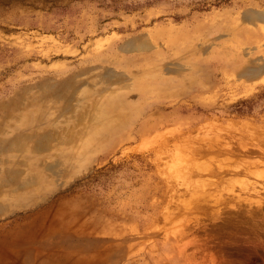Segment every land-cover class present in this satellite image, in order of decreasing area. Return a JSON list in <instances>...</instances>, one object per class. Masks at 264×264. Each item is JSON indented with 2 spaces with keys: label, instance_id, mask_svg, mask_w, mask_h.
<instances>
[{
  "label": "rangeland",
  "instance_id": "374dc122",
  "mask_svg": "<svg viewBox=\"0 0 264 264\" xmlns=\"http://www.w3.org/2000/svg\"><path fill=\"white\" fill-rule=\"evenodd\" d=\"M247 12L264 0H0V138H56L1 156L20 175L0 174V264L52 228L69 243L49 264H264V21Z\"/></svg>",
  "mask_w": 264,
  "mask_h": 264
},
{
  "label": "bare ground",
  "instance_id": "6f19581e",
  "mask_svg": "<svg viewBox=\"0 0 264 264\" xmlns=\"http://www.w3.org/2000/svg\"><path fill=\"white\" fill-rule=\"evenodd\" d=\"M253 11V10H251ZM260 11V10H259ZM244 19L248 20L250 22H254L256 20H260V21H264V13H259V12H247L245 14H243ZM259 22V21H257ZM261 22V23H262ZM253 24V23H252ZM254 25V24H253ZM138 42V41H137ZM185 42V41H184ZM139 44V43H138ZM147 44V43H146ZM126 47H133V43H126L125 45ZM262 61V60H261ZM264 63V60L262 61ZM263 65V64H262ZM184 67V66H183ZM261 70H263V67L261 68H250L249 70H247V74L249 75H254L258 72H260ZM106 73L103 74L104 78L106 81L111 80L113 77L116 76H121L123 77L125 74H116V72L110 70V69H105ZM246 73V72H245ZM178 74V73H176ZM69 78V77H68ZM117 78V77H116ZM124 78V77H123ZM130 80V79H129ZM69 82H71V80H66L63 81L61 80V82L57 81L54 83H49V84H44V88L47 90V92L49 93V95L53 96V99L58 100L60 97H62L63 93L61 90H63V88H65ZM72 83V82H71ZM43 86V85H42ZM125 86V85H124ZM71 87V85H70ZM44 89V90H45ZM69 89V88H67ZM77 90V89H75ZM65 92V91H63ZM45 93V92H44ZM44 95V94H43ZM50 96V97H51ZM48 97V95L46 96ZM45 97V98H46ZM64 97V96H63ZM25 99V98H24ZM21 100V101H20ZM22 98L19 99L18 101L14 102L13 106H17L19 107V104L22 103ZM61 100V99H60ZM67 100V99H66ZM53 102V101H52ZM63 102V100H62ZM75 102V101H74ZM99 102V101H98ZM54 103V102H53ZM95 103V102H94ZM10 102L8 103L9 106ZM38 107L42 110L44 109H48L47 106L44 103H37ZM63 104V103H62ZM67 106V103H65ZM64 104V105H65ZM72 105V104H71ZM6 106V105H4ZM12 106V107H13ZM16 106V107H17ZM70 106V105H69ZM96 106V105H95ZM1 107V106H0ZM3 107V106H2ZM64 107V106H63ZM68 107V106H67ZM54 108V107H53ZM96 108V107H95ZM64 109V108H62ZM94 109V107H93ZM59 110V107H58ZM57 111V110H55ZM60 111V110H59ZM62 111V110H61ZM93 111V110H92ZM60 114V113H59ZM89 115V114H88ZM20 118V117H19ZM57 118V117H56ZM81 118V117H80ZM39 120L41 118H35V120ZM72 127V126H71ZM31 129V128H30ZM45 128H39V131L37 132H33V134L31 133H24L23 131H18L11 139H3L0 138V164H5V163H9V161L11 160H7L4 158H1L2 155L7 154V152H12V151H21L22 152V148L24 146H29L32 148L33 152H44L46 150H48L49 146H50V141H53L55 139H53V136L50 132H47L46 130H44ZM50 129V128H49ZM27 130V129H26ZM5 131L4 129L0 128V134H3ZM55 133V132H54ZM53 139V140H52ZM59 139V138H58ZM66 140V139H65ZM71 142V141H70ZM58 143V142H57ZM208 147V146H207ZM24 151V150H23ZM23 161V160H21ZM22 163V162H21ZM42 163V162H41ZM192 163V162H191ZM202 163V162H201ZM24 164V162H23ZM58 165V164H56ZM196 165V163H195ZM200 168V167H199ZM46 169L48 171H50L52 174H57L56 171H54L55 169V165L52 166H48L46 167ZM2 171L4 172V174L6 175L5 178L9 179L11 181H15L17 179V177H19L20 171H12L10 169H6V170H2L0 168V174L2 173ZM58 171V170H57ZM197 176V175H196ZM217 176V175H216ZM4 178V179H5ZM29 179V178H28ZM200 179V178H199ZM195 180V179H194ZM4 181V180H3ZM19 181V180H18ZM237 181V180H236ZM9 182V181H8ZM17 182V181H16ZM28 182V181H27ZM31 182V181H30ZM234 182V181H233ZM1 183V182H0ZM14 183V182H13ZM26 183V182H25ZM33 183V182H32ZM32 183H29L32 184ZM198 183V182H197ZM205 183V182H204ZM239 185V182H237ZM17 184V183H16ZM5 185V184H4ZM19 185V184H18ZM26 185V184H25ZM205 185V184H204ZM2 186V185H1ZM23 186V184H22ZM28 186V185H26ZM233 186V185H232ZM245 186V185H244ZM247 186V185H246ZM17 188V187H16ZM203 188V187H202ZM240 188V187H239ZM246 190V189H245ZM241 198V197H240ZM5 207V206H4ZM27 228V227H26ZM53 230H47V229H37V230H32L26 233L25 236H23L22 238H14V240H12L13 238H11L4 246H2L3 248H5L6 250H8L10 257L12 259H14V263L12 264H35L36 262V258L39 259H44L42 264H49V263H53L56 259V257L59 259L60 257H62V255L59 253V251H56L57 248H60L59 244L63 243H69V239L67 237L65 238H60L56 241H52L53 236H55L56 234V230L57 228H52ZM47 230V231H45ZM59 232V231H58ZM61 236V235H60ZM12 237V236H11ZM48 237V239H47ZM52 238V239H51ZM67 238V239H66ZM21 239V240H19ZM19 240V241H18ZM54 240V239H53ZM67 246V245H66ZM56 249V250H54ZM34 259V260H32ZM38 259V260H39ZM110 259V258H109ZM39 263V262H38Z\"/></svg>",
  "mask_w": 264,
  "mask_h": 264
}]
</instances>
